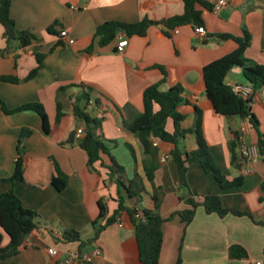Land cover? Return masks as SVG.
<instances>
[{
	"label": "crops",
	"instance_id": "1",
	"mask_svg": "<svg viewBox=\"0 0 264 264\" xmlns=\"http://www.w3.org/2000/svg\"><path fill=\"white\" fill-rule=\"evenodd\" d=\"M213 6L218 0H205ZM219 12H204L205 37L191 26L178 28L171 37L158 26L149 23L143 37H127L118 33L115 40L99 46L94 40L95 29L109 21L137 23L144 19L160 22L183 13L182 0H11L10 15L19 31H30L36 39L25 48L16 41L6 44L0 25V78L15 77L13 84L0 80V102L7 110L26 104L42 106L50 134L43 130L40 116L32 110L12 114L2 111L0 105V193L13 191L22 205L38 213L40 228L29 235L21 251L0 264H63L69 252H78L79 243L62 240L64 229L75 230L86 241L93 236L91 222L98 216V201L106 205L110 216L118 207L120 193L107 178V155L91 169L88 157L78 145L81 136L77 130H86L84 121L74 114V106L91 119L100 122L96 134L115 161L124 167L126 178L137 173L143 178L141 160L143 148L126 124L143 111L142 94L150 85L160 82L163 67L166 77L161 91L174 86L183 88L185 114L183 128L192 127L195 109L203 113V133L214 162L222 174L233 179L242 177V186L221 190L213 177L196 163L188 166L187 183L190 194L201 201L207 194L220 197L223 208L249 213L248 217L206 214L198 208L191 223L185 226L178 216L162 225L163 241L159 264H264V162L257 152L258 135L246 121L226 120L213 112L206 99L202 68L234 51L232 40L219 41L215 35L251 36L244 56L255 64H264V0H226ZM51 29V31H48ZM67 32L73 43L60 37ZM119 38L127 45L116 52ZM205 40V41H204ZM45 55L43 66L35 76L26 80L37 66V55ZM244 82V83H242ZM228 86H243L250 90V108L264 133V87L254 91L240 68H233L226 76ZM57 103L62 117L56 124ZM129 106V107H128ZM230 128L238 130L244 144L255 148V153L241 171L230 165L228 141ZM30 135L23 141V176L11 181L17 158L16 146L22 130ZM166 129L172 131L168 122ZM161 166L155 175V184L164 192L160 215L168 218L188 208L186 190L179 185L178 168L168 157L172 147L159 140ZM180 146L187 151L196 148L194 136L188 134ZM56 168L64 176L66 186L59 191L52 179ZM121 195L125 196L124 191ZM125 206L135 207L126 200ZM138 212L151 208L148 195L136 207ZM255 221V222H254ZM7 238H4V244ZM242 247L247 258L231 260L229 248ZM48 248L57 251L50 256ZM94 248L100 256L90 262L72 264H140L134 227L126 214L119 222L107 227L97 240L83 248L90 254Z\"/></svg>",
	"mask_w": 264,
	"mask_h": 264
},
{
	"label": "trees",
	"instance_id": "2",
	"mask_svg": "<svg viewBox=\"0 0 264 264\" xmlns=\"http://www.w3.org/2000/svg\"><path fill=\"white\" fill-rule=\"evenodd\" d=\"M183 13L178 16L170 17L166 20L167 31L163 34L171 37V33L180 27L191 26L192 28L204 27V12H210L213 5L205 0H182ZM11 0H0V25L4 29L6 44L12 41L18 42L21 48H25L36 39L30 31H19L10 15ZM149 21L144 19L137 23H123L116 21L105 22L98 26L94 32V40L103 47L115 40L118 33H125L127 37H143L149 28ZM48 31H51L49 29ZM219 41L232 40L237 44V48L216 59L202 68V77L205 88L206 99L210 102L213 112L226 120L239 119L246 121L250 127L255 129L258 135L257 152L264 162V133L259 130V122L250 108L249 99H243L236 94L231 86L225 83L227 74L235 67L240 68L248 84L254 91L264 87V64H255L246 59L244 53L250 45L251 36L244 31L243 37H236L231 34L215 35ZM205 41V40H204ZM45 55H37V66L28 75L26 80L35 76L37 71L43 66ZM161 72L160 82L148 86L142 94L143 111L135 114L130 122L126 124L127 130L136 136L143 148V159L141 166L143 178L137 173L132 179H127L125 169L119 165L110 155L104 143L100 140L96 131L100 128L97 119H91L83 110L74 106L75 116L84 121L87 129L84 135L78 140L79 147L84 150L88 157V166H93L102 160V155H107L110 165L105 166L107 178L117 188L120 193L117 209L108 215L107 207L98 201V216L91 222L93 236L83 241L80 233L75 230L64 229L62 240L67 243H79L78 252L81 253L84 247L97 240L98 236L107 227L118 222L122 214H126L134 227V235L138 249V260L140 264H159L160 251L163 241L162 225L164 222L178 216L181 222L187 226L194 218L198 208H203L206 214H216L223 218L227 215L235 217H248L253 220L247 212L237 209L223 208L220 197L216 194H207L197 201L189 192L187 183L188 166L198 164L202 171L213 177L221 190H229L242 186V177L237 176L233 179L226 178L218 165L214 162L209 150V146L203 133V113L195 109V119L192 127L188 130L183 128L185 114L180 110L183 105V88L179 85L169 88L166 91L160 90V85L165 81L166 73L161 66H154ZM1 81L17 84L20 82L15 77H1ZM1 109L6 114H12L23 110L35 111L42 120L43 130L50 134L47 127L46 116L41 105L32 103L26 104L15 110H7L0 102ZM129 107V106H128ZM62 117L61 109L57 103V113L55 122L58 124ZM168 122L172 124V131H168ZM232 135L228 141L230 153V165L237 171H241L246 162V157L242 154L240 147L241 133L230 128ZM188 134L194 136L196 148L187 151L180 146L181 141ZM30 135L29 130H22L17 146V158L14 163V172L11 181L21 180L23 176V141ZM159 140L168 144L172 149L168 157L174 161L178 168L179 185L186 190L184 201L188 208L171 214L168 218L160 215V207L163 201L164 192L162 187L155 184V175L161 166L160 149L155 143ZM52 184L61 191L66 186L64 176L56 168V176L52 179ZM124 191L125 196L121 195ZM149 196L151 201L150 209H143L142 218L137 216L136 206L143 200V195ZM126 200L134 203L135 207L125 206ZM255 222V221H254ZM41 220L35 211L25 208L20 199L13 191L0 193V260H6L17 255L24 247L26 238L40 228ZM264 227V222H255ZM7 243L4 244V238ZM264 257V248H263ZM229 258L231 260H241L247 258L246 251L233 245L229 248ZM178 258L176 264H180Z\"/></svg>",
	"mask_w": 264,
	"mask_h": 264
},
{
	"label": "built area",
	"instance_id": "3",
	"mask_svg": "<svg viewBox=\"0 0 264 264\" xmlns=\"http://www.w3.org/2000/svg\"><path fill=\"white\" fill-rule=\"evenodd\" d=\"M227 5L226 0H218L217 3L213 6V12L217 13L219 12L223 7ZM197 35L200 37L204 38L206 31L204 27H198L195 28ZM174 34L178 33V30L175 29L173 31ZM60 37L65 39L68 43L72 44L73 40L69 39L67 36L66 31H62L60 33ZM127 45V39L126 38H119L117 46H116V52L121 53L124 48ZM232 90L238 94L240 97L243 99H248V96L250 94V90L248 88H245L243 86H232ZM77 135L78 136H83L84 135V130L80 129L77 130ZM240 142H241V147L240 150L242 154L246 157L247 161L252 157V155L255 153V148H252L243 142V137H240ZM165 158H161V162L164 161ZM137 216L139 218H142L141 213L137 211ZM143 219V218H142ZM119 222V220H118ZM48 254L50 256H56L57 251L54 248H48L47 250ZM100 256V250L98 248H94L93 251L90 254H84V253H79V252H69L66 256V258L63 260V264H72L73 262H90L91 258L93 257H98ZM250 264H261L260 262H255V263H250Z\"/></svg>",
	"mask_w": 264,
	"mask_h": 264
},
{
	"label": "water",
	"instance_id": "4",
	"mask_svg": "<svg viewBox=\"0 0 264 264\" xmlns=\"http://www.w3.org/2000/svg\"><path fill=\"white\" fill-rule=\"evenodd\" d=\"M150 24H153L155 26H158L159 28H161L163 31H167L168 28L165 24V20H161L160 22H149Z\"/></svg>",
	"mask_w": 264,
	"mask_h": 264
},
{
	"label": "rangeland",
	"instance_id": "5",
	"mask_svg": "<svg viewBox=\"0 0 264 264\" xmlns=\"http://www.w3.org/2000/svg\"><path fill=\"white\" fill-rule=\"evenodd\" d=\"M235 68H237V67H235ZM242 83H244V82H242Z\"/></svg>",
	"mask_w": 264,
	"mask_h": 264
}]
</instances>
